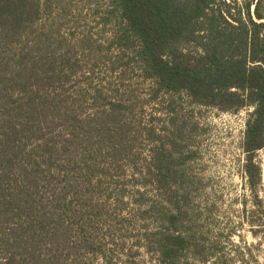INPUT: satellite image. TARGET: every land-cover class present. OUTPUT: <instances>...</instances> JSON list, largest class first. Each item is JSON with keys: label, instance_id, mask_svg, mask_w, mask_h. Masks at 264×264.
Returning <instances> with one entry per match:
<instances>
[{"label": "trees", "instance_id": "trees-1", "mask_svg": "<svg viewBox=\"0 0 264 264\" xmlns=\"http://www.w3.org/2000/svg\"><path fill=\"white\" fill-rule=\"evenodd\" d=\"M103 1L94 11L112 26L114 56L93 51L91 36L71 44L60 35L72 0H0V264H124L104 240L115 243L117 225L136 218L140 245L157 264L219 261L188 209L195 152L182 144L189 124L181 101L252 109L243 168L250 223L264 221L256 161L264 149V0ZM106 59L114 82L93 85L88 66ZM129 71L149 84L145 105L162 104L160 137V119L132 118L138 96L124 82ZM140 139L149 146L143 157Z\"/></svg>", "mask_w": 264, "mask_h": 264}, {"label": "rangeland", "instance_id": "rangeland-1", "mask_svg": "<svg viewBox=\"0 0 264 264\" xmlns=\"http://www.w3.org/2000/svg\"><path fill=\"white\" fill-rule=\"evenodd\" d=\"M71 4L68 16L58 22L60 35L71 44L85 35L91 36L95 41L93 51L101 50L104 54L114 56L116 50L108 49L112 26H104L101 17L94 11L98 5L101 8L104 1L99 0L97 6H91L82 0H72ZM106 61V64L101 62L88 66L93 85L104 82L108 86V82H114L111 65L107 59ZM125 78V84L136 89L138 96L132 115L134 122L148 123L152 114L161 120H154L153 124L156 136H162L163 127L168 122L161 111L162 104L146 106L149 84L133 71H129ZM181 108L189 124L182 144L187 143L188 151L195 152V159L187 166L192 192L188 209L197 220L196 228L202 233L201 240L208 246L210 243L217 245L222 256L219 261V257L213 256L207 264H224L225 261V264H264V221L257 219L250 223L253 202L243 168L245 154L242 142L252 109L238 113L223 112L192 105L186 96H183ZM152 144L158 146L159 141ZM137 149L143 157L148 154L149 146L140 139ZM256 161L261 167L260 197L264 199V149L257 153ZM123 183L126 190H129L127 194H131L136 188L128 175ZM149 193L159 205L161 199L158 190L151 188ZM135 210V206L130 205L123 210V216L129 218ZM142 224L137 218L130 219L117 225L115 243L109 237L104 240L114 258H120L124 264H157L153 255L140 245L138 232ZM253 230H260V233L254 235ZM92 261L93 264H105L99 258ZM191 264L201 263L197 261Z\"/></svg>", "mask_w": 264, "mask_h": 264}]
</instances>
